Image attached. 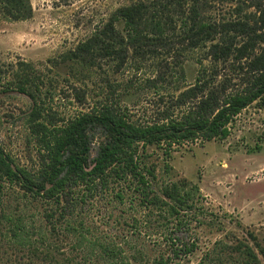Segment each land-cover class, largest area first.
<instances>
[{
  "label": "rangeland",
  "instance_id": "1",
  "mask_svg": "<svg viewBox=\"0 0 264 264\" xmlns=\"http://www.w3.org/2000/svg\"><path fill=\"white\" fill-rule=\"evenodd\" d=\"M204 1V17L218 34L196 49L188 47L185 36L191 4L30 0L32 17L25 21L13 20L0 4V264H156L162 259L264 264L262 102L235 118L225 140L185 142L170 157L140 143L138 161L149 185L138 190L130 176L119 179L115 172L107 185L77 175L50 179L48 151L31 122L33 101L15 89V74L26 64L44 115H54L58 125L94 115L107 104L128 122L144 126L167 123L165 117L180 118L195 107L196 100L184 105L180 100L200 70L224 84L226 93L245 90L252 80L250 59L263 43L242 60L236 51L219 58L210 48L224 42L233 50L241 47L247 40L241 23L259 31L264 0ZM140 3L167 23L164 40L127 50L124 63L109 56H87L82 64L69 60L68 53L102 29L116 10ZM88 137L87 171L105 145L107 129L92 125ZM7 169L17 175L12 182ZM183 183L187 189L197 185L199 196L191 209L170 217L155 202L165 200V187Z\"/></svg>",
  "mask_w": 264,
  "mask_h": 264
},
{
  "label": "trees",
  "instance_id": "2",
  "mask_svg": "<svg viewBox=\"0 0 264 264\" xmlns=\"http://www.w3.org/2000/svg\"><path fill=\"white\" fill-rule=\"evenodd\" d=\"M181 6L191 4L188 14L185 13V36L189 40V48H199L203 44L215 40L218 31L214 24L206 20L202 12L206 6L204 0H168ZM241 2L243 0H233ZM7 15L16 21H25L32 17L30 0H0ZM260 32L250 29L248 23H241V32L245 34L246 42L236 50L227 42L211 45L210 50L219 58H228L236 51V59H250L257 43L264 45V8L261 11ZM167 23L144 3L121 7L116 10L102 29L96 31L87 41L81 43L74 51L68 53L69 60L82 64L86 57H105L120 59L125 62V52L129 49L139 50L152 42L164 40L168 34ZM225 41H229L227 38ZM259 55L250 59L249 74L251 82L245 90L236 93H226L224 84L215 82L213 75H207V70H200L193 85L181 94V104L196 100L195 107H190L180 118L167 116V123L153 125H135L118 114L107 104L94 115L83 117L68 123L58 125L55 116L44 115V106L38 103L34 88L38 89L31 67L23 64L15 76H19L17 89L29 96L33 101L31 122L33 129L41 134L40 142L48 151L49 178L53 175H77L82 180L94 177L103 185H107L111 172L117 178L130 176L136 181L138 190L149 185V179L142 173L138 152L142 146H155L165 151L170 157V151L185 142L225 140L230 136V125L243 110L255 102L264 104V46ZM205 68L201 65V69ZM36 91V90H35ZM40 119L42 121H40ZM92 125L107 129V140L101 148L99 157L93 167L87 171L89 160L88 130ZM70 152V154H68ZM0 155L3 151L0 148ZM152 178V171H148ZM5 175L12 182L17 175L12 169H7ZM149 175V176H150ZM62 181L50 189V192L60 188ZM165 198H157L155 205L165 210L171 217L179 215L184 208L191 209L199 187L193 185L187 189V184L181 186L172 184L162 190ZM123 201L122 193H117ZM191 252L188 250L187 253ZM156 264H170L168 260H160Z\"/></svg>",
  "mask_w": 264,
  "mask_h": 264
}]
</instances>
